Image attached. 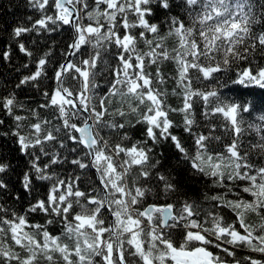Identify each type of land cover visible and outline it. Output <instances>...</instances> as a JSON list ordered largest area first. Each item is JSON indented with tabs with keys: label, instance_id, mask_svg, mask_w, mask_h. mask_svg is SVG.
Returning a JSON list of instances; mask_svg holds the SVG:
<instances>
[{
	"label": "snow or ice",
	"instance_id": "obj_1",
	"mask_svg": "<svg viewBox=\"0 0 264 264\" xmlns=\"http://www.w3.org/2000/svg\"><path fill=\"white\" fill-rule=\"evenodd\" d=\"M7 13L0 264H264V0Z\"/></svg>",
	"mask_w": 264,
	"mask_h": 264
},
{
	"label": "trees",
	"instance_id": "obj_2",
	"mask_svg": "<svg viewBox=\"0 0 264 264\" xmlns=\"http://www.w3.org/2000/svg\"><path fill=\"white\" fill-rule=\"evenodd\" d=\"M18 4L23 3V0H0V18H7V16H11V13H7V8L9 4ZM7 13V16H5Z\"/></svg>",
	"mask_w": 264,
	"mask_h": 264
}]
</instances>
